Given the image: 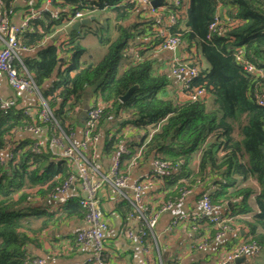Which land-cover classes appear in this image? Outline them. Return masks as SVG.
<instances>
[{
    "label": "trees",
    "instance_id": "trees-1",
    "mask_svg": "<svg viewBox=\"0 0 264 264\" xmlns=\"http://www.w3.org/2000/svg\"><path fill=\"white\" fill-rule=\"evenodd\" d=\"M48 1L61 11L52 14L40 10L30 17L17 34L21 48L41 46L45 37L63 31L76 12L94 10V14L110 9L116 18L125 19L134 5L126 0ZM179 1V6H169L164 13L178 11L176 23L168 30L178 34L184 44V60L197 67V74L190 79V89H204L200 101L164 99L160 94L169 83L167 76L155 73L150 60L129 62L126 48L135 34L143 30L152 37L153 46L160 42L152 31V18L143 19L144 23L138 24L140 28L137 24L127 28L118 25L119 34L114 39L108 31L88 28L86 32L95 34L98 43L106 48L102 58L90 66L83 59L87 50L78 31L66 33L58 44L45 45L35 57L19 56L20 61H13L19 74L34 81L54 121H40V105L34 118L17 105L6 114L0 106V152L12 154L0 162V264L29 262L31 257L25 252L29 241L26 230L35 233L53 221L84 214L79 198L56 204L53 212L29 203L37 197H49L70 176V163L51 151L49 139L61 131L66 135L74 132L80 112L73 109L83 107L87 87L94 88L104 107L102 118L112 114L118 126L115 133L105 138L104 153L115 150L124 125L140 129L136 145L141 146L139 157L153 152L154 160L170 166L169 170L156 172L164 181L163 189L169 191L165 196L168 200L200 181L206 182L203 194L208 193L212 204L231 202L233 213H250L249 200H253L257 211L249 220L241 221L246 227L244 237L264 246V105L257 104L253 97L257 92L264 97V0H221L231 7L229 14L235 22L226 27L224 34L213 33L210 39L206 36L218 10L216 0H186V4ZM12 2L1 0L0 14L8 19ZM236 48L243 50L261 75L242 69L234 55ZM200 59L207 63L206 69L199 67ZM135 84L137 88L130 96L120 101L119 96ZM206 99L210 100V108L206 107ZM31 125L46 128L45 143L37 149L36 139L30 135L14 138ZM98 126L99 123L96 130ZM130 157L131 154L120 156V173L121 161ZM249 180L256 183V190ZM119 204L126 212L133 208L126 200ZM39 218L42 220L35 226L34 221Z\"/></svg>",
    "mask_w": 264,
    "mask_h": 264
},
{
    "label": "crops",
    "instance_id": "crops-1",
    "mask_svg": "<svg viewBox=\"0 0 264 264\" xmlns=\"http://www.w3.org/2000/svg\"><path fill=\"white\" fill-rule=\"evenodd\" d=\"M166 1L164 0L163 2L165 3ZM184 3L186 4L187 1L184 0ZM11 7L13 10L8 17L14 25H20L28 14L33 11L48 10L52 14L61 11L51 6L48 0H13ZM218 11L222 18H226V21H235L229 14L231 7L228 5L221 3ZM2 12L5 14L3 9ZM91 15L94 16V19L90 24L84 25L78 30L81 36L80 42L87 50L83 59L88 61L89 66L102 58L106 48L98 43L95 34L86 32L88 28L97 29V32L99 30L108 31L114 39L119 34L118 25L127 28L133 24L144 23L143 19L147 18V9L143 5L134 4L125 19L122 17L116 18L115 12L110 9L95 12ZM138 26L139 28L142 27L141 25ZM64 28L63 31L60 29L57 33L45 37L41 46L29 49L21 48L18 53L19 56L35 57L37 51L45 45L58 44L66 38ZM89 35H92L95 39H92L91 44L87 45L86 37ZM151 40L152 37L148 36L143 30L142 33L135 34L132 40L128 41L126 48V56L129 62L150 60L152 62V70L155 73L165 74L169 80L168 85L161 91V97L164 99L171 98L175 101L186 99L181 87L184 75H173L170 71V60L175 57L174 48L155 49ZM178 47L179 58L184 60L186 57L184 44L180 43ZM198 65L201 69L208 67L203 59L199 60ZM0 98H15L17 106L26 110L32 118L37 112L39 96L36 93L13 90L3 72H0ZM82 103L83 106L101 104L93 87L85 89ZM206 107H211L210 100L206 99ZM111 115L107 114L101 119L97 130V140L88 151L85 150L83 152L91 166L89 176L93 183L103 180V177L109 173L110 167L116 158L124 154H131L130 159L132 158V160L124 159L121 161L120 171L125 176L122 195L109 182L104 180L97 190L98 209L101 217L107 223L103 239V264H151L153 262L157 264H264V246L261 247L258 254L245 253L240 255L244 257L237 261L234 260L235 258L232 261H226L225 259L226 254L235 244L246 240L244 237L246 227L241 221L249 220L252 214L257 211L253 200H249L250 213L231 212L227 206L229 203L232 208L233 203L231 202L220 205L218 213L230 218L231 229L221 239H212L207 246L201 249L191 248L195 243L194 240L201 234L212 236L214 233V228L208 226L205 220L199 216L201 211L200 198L207 190V185L204 181L196 183L189 192L177 198L169 209L160 212L157 215L155 225L151 229H147V234L143 241L140 242L138 230L143 221L141 214L135 211L134 208L129 212L124 211V207L119 203L121 200L131 203L134 182L139 178H144L150 183V187L142 192L143 203L146 206L144 216L149 217L164 202L168 201L165 196L169 191L163 189L165 187L164 181L158 178L156 174L159 171L153 165V152L145 154L142 158L139 157L141 146L138 148L136 145L139 143V135L142 132L140 129L135 128L131 124L124 125L121 128V138L115 150L112 153H104L102 151V144L105 138L115 133L118 127L116 119ZM120 116H122L121 113ZM80 122L84 124L78 114L73 137V142L75 143L82 139L83 126H79ZM29 135L35 138L36 141L45 143V131L39 134L22 131L17 133L14 138L18 139ZM123 149L126 152H122ZM51 151L55 155H59L61 148L52 147ZM0 154L6 155L5 152H0ZM198 162L199 158H196L194 162L196 166ZM80 163V161H73L70 164L72 174L76 175L77 167H79ZM250 186L255 190L257 189L254 181H251ZM81 194L80 185L73 180L72 185L67 189L66 201L72 198L78 199ZM29 204L32 207L48 209L49 212H53L56 209V204L48 196L37 197ZM182 214H190V219L183 220L173 228H170L171 221ZM41 220L42 218L35 220V226ZM85 227L87 225L83 220V216H68L59 221H53V223L35 233H30L26 230L29 241L25 246V252L31 258H42L46 264H89L87 259L94 253V246L92 244L79 243L76 239L77 233Z\"/></svg>",
    "mask_w": 264,
    "mask_h": 264
},
{
    "label": "built area",
    "instance_id": "built-area-1",
    "mask_svg": "<svg viewBox=\"0 0 264 264\" xmlns=\"http://www.w3.org/2000/svg\"><path fill=\"white\" fill-rule=\"evenodd\" d=\"M133 4L143 5L147 9V18H153L155 24L152 27V31L160 38V42L154 45L155 49L164 50V49H173L178 47L181 43V39L178 34H171L168 30V26L174 25L177 21L178 15L177 12L174 14L165 15V11L169 6L177 7L180 5L179 0H167L165 3L162 1L161 4L157 6L151 5V0H126ZM217 9L221 6V0H216ZM92 8V6H90ZM96 10V9H95ZM92 11L86 12H76L68 25H71L73 22L89 18ZM38 14V11L30 12V15L20 24L14 25L11 21L0 14V72H3L6 76L7 82L10 87L15 91H26L30 93H36L39 96L40 110L39 117L40 121L45 124L49 121H54L51 110L48 108L45 100L42 98L37 86L30 76H22L18 73L15 68L13 61L15 59L19 60V50L21 49L18 41L17 34L19 31L26 26L27 21L30 17H34ZM235 21L230 22L226 21V18H222L219 15L217 10L213 21L208 26L207 38L210 39L213 33L224 34L227 30V26H232ZM236 59L239 61L242 69L248 73H254L261 75V70L251 61L248 57H245V54L241 48H236L234 51ZM20 61V60H19ZM21 64V62H20ZM22 66V64H21ZM170 71L173 75H184L181 82L182 93L184 97L190 101H200L204 97V89L199 86H194L190 89V79L197 74V67L188 65L186 60H183L179 57H174L170 60L169 63ZM259 105H264V97L260 94L255 93L253 96ZM15 98H0V106L3 114H6L8 110L16 106ZM103 106L93 105L88 106L85 112L82 139L75 143L73 142L74 132H71L69 135L64 134L62 131L59 135H51L49 139V147H60L61 157L65 158L70 164L80 161L79 167H77L76 175L70 174V176L55 190L49 194V197L55 204H61L66 201V192L67 189L72 185L73 180H75L81 188L82 194L79 197V204L84 210L83 220L86 223L87 227L80 230L77 233L76 239L79 243L82 244H92L95 248V251L87 259L89 264H103V239L104 234L107 229L106 221L101 217L100 211L98 209V199H97V190L101 185V182L107 181L113 186L117 192L122 195V188L125 184V176L118 171L119 167V158H116L112 163L109 173L103 177V180L98 183H93L89 176V171L91 169L90 164L88 163L87 157L83 155V152L87 150L89 146H92L97 140V125L103 116ZM75 112H80L81 107L76 106L73 109ZM26 114V110H24ZM29 115V114H28ZM25 131L31 134H39L43 131H46L45 125L42 126H28L24 128ZM40 141H36L34 148L40 145ZM8 151V146L6 147ZM3 152V151H2ZM126 152V150H122ZM7 158H11L12 154L5 152ZM5 156L0 154V162L2 163L5 160ZM154 167L159 172H164L169 170L170 166L168 163L154 160ZM150 187L149 181L144 178H139L134 182L133 185V194L131 196V204L135 211H138L141 214L143 221L138 230V238L140 242L143 241L145 235L147 234V229H151L155 223L157 215L169 209L174 201L182 196L184 193L189 192L190 189H185L181 194L173 199L164 202L155 212H153L149 217H145L146 206L143 203L142 192ZM125 196V195H124ZM125 198V197H124ZM200 218L205 220L208 226L214 228V233L212 236L200 235L194 241L195 243L191 248L201 249L209 244L212 239H221L230 229L231 223L230 218L226 215L218 213L219 206L214 205L210 202L208 193H205L200 198ZM190 214H182L171 221L170 228L176 226L179 222L183 220H189ZM261 249V246L255 241L250 239L243 240L235 244L226 254V261H232L234 258L245 254H258ZM27 264H46V262L39 257H33L29 260ZM157 264V263H151Z\"/></svg>",
    "mask_w": 264,
    "mask_h": 264
},
{
    "label": "water",
    "instance_id": "water-1",
    "mask_svg": "<svg viewBox=\"0 0 264 264\" xmlns=\"http://www.w3.org/2000/svg\"><path fill=\"white\" fill-rule=\"evenodd\" d=\"M163 0H151V5L152 6H157L159 4L162 3ZM94 19V16H90L89 18H83V19H80V20H77L75 22H73L71 25H68L64 28V31L65 33H70V32H73V31H78L80 27L84 26V25H89L90 22ZM174 56L175 57H179V47H175L174 49ZM190 67L192 64H188ZM137 88V85H133L131 86L130 88H128V90L126 91L125 94L119 96V100L120 101H124L127 97L130 96V94L132 93V91L134 89ZM88 106L87 105H84L81 110H80V114H79V118L81 120L84 121V118H85V112L87 110ZM79 126L82 127L83 126V123L80 122L79 123ZM231 204L228 203V207L231 208L230 206ZM244 256H239V257H236L234 260L237 261L238 259H242Z\"/></svg>",
    "mask_w": 264,
    "mask_h": 264
},
{
    "label": "rangeland",
    "instance_id": "rangeland-1",
    "mask_svg": "<svg viewBox=\"0 0 264 264\" xmlns=\"http://www.w3.org/2000/svg\"><path fill=\"white\" fill-rule=\"evenodd\" d=\"M92 39H93V40L95 39L92 35L87 36V37H86V44H87V45H88L89 43L91 44ZM90 44H89V45H90Z\"/></svg>",
    "mask_w": 264,
    "mask_h": 264
}]
</instances>
